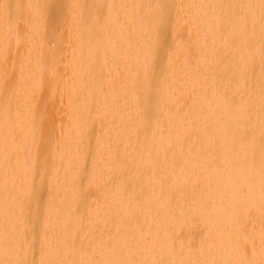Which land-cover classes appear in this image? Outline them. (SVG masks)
Returning <instances> with one entry per match:
<instances>
[{
  "label": "bare ground",
  "instance_id": "obj_1",
  "mask_svg": "<svg viewBox=\"0 0 264 264\" xmlns=\"http://www.w3.org/2000/svg\"><path fill=\"white\" fill-rule=\"evenodd\" d=\"M0 264H264V0H0Z\"/></svg>",
  "mask_w": 264,
  "mask_h": 264
}]
</instances>
